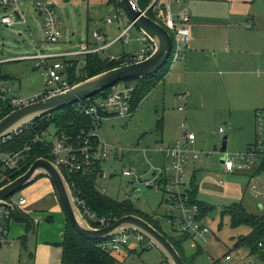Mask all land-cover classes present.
Returning <instances> with one entry per match:
<instances>
[{"label":"rangeland","instance_id":"374dc122","mask_svg":"<svg viewBox=\"0 0 264 264\" xmlns=\"http://www.w3.org/2000/svg\"><path fill=\"white\" fill-rule=\"evenodd\" d=\"M49 5L58 14L59 28L63 34V38L56 45L46 42L43 18L35 12V8L31 2L23 10L28 22L27 24L17 22L12 27H6L1 24L2 13H0V75L17 78L16 80H10L7 84L12 89L9 92L10 96L30 99L52 88V86L48 85L49 77L47 69L49 66L47 67L44 64L41 68H38L36 61L19 60L18 58L36 55L39 50L42 51L44 48H49V51L52 52L78 51L81 45L87 42L94 44L95 47H99L111 43L125 28L132 24L124 8L116 4L114 0H49ZM108 19H112L114 23L112 25L107 24ZM95 32L101 33L102 38L100 40L93 37ZM128 35L130 39L129 44L119 41L100 54L108 57L109 55L121 56L129 53H140L144 47L143 41L138 40V38L142 39L141 32L136 27H133ZM6 59L10 60L7 61ZM73 60L75 62L78 60L83 61L81 57H74ZM57 61L63 65V80H69L74 76L79 77L82 74H79V68L77 70L78 63L77 65L73 63L76 66L75 71H73L71 69L72 66L68 63V59L59 58ZM53 62L48 61L47 63L52 64ZM155 89V93H150L143 100L139 108L132 112L129 117L115 118L113 121L106 122L102 126L103 140L106 144L105 151L108 156L105 162H103V173L97 181V186L99 190H106L104 195L109 198L119 201L130 200L135 203L143 213H146L145 215L152 216L159 222L162 231L167 236L175 237L176 233L173 231L168 219V216L171 214L170 196L161 191L148 188L144 183H133L131 178H125L122 175L125 169H131L132 172L139 174L144 181L145 179H149L147 177L151 173H159L165 169H168V173L171 174V164L168 159L165 158L167 164L163 166L156 165L161 161L158 157L154 161L152 160L153 154L155 151L158 152L157 149L160 145L169 143L168 140H165L163 143L161 142L163 130L159 121H162V125H164L166 118L163 115L165 112L163 105L159 100L161 88L157 86ZM179 94H186L187 97L189 95L178 92L176 99ZM179 102L173 101L168 106L175 116L178 114L181 117L180 125L184 126L182 128L186 129V132L193 131L192 133L196 136V132L192 130V124L198 127L199 117L203 112H199V116L193 119L191 124V120L187 118L185 113H179L178 108L183 106ZM228 114L229 110L225 108L223 115L226 116ZM176 122L177 120L174 118L170 121L173 124ZM219 125L224 126V128L226 127L228 132V121H223ZM227 132L221 136L217 133L218 142L215 146L216 148H212L210 152H207H217V154H213V157L218 160V164L222 168L223 166L219 161L223 157L221 149ZM183 134H181V138ZM45 138L51 142L55 141L54 128L49 130V134ZM246 149L235 152L229 145L227 152L232 154L242 153ZM117 154L118 160L115 159ZM4 157L3 155L0 156L1 159ZM186 180L187 186L182 191L189 190L190 188V178L187 174ZM251 187L264 197V173L256 181V185L253 183ZM25 189L15 193L9 200L17 201L20 197H23ZM261 202L263 203V201ZM41 213L39 212L38 215L40 216H38L33 212L35 214L33 216L37 220H40L41 218L39 217L44 215L45 212ZM37 220H35L36 224ZM41 221V227L55 228L52 230V235H55L53 236L54 242H51L53 243L51 249L46 247V245L38 246L40 224L36 227L35 233L30 232L27 235L26 248H23L21 238L26 236L25 225L23 226L19 222H14L12 223V231L9 236V243L12 246L5 245L1 248L0 264H60L62 248L58 243L62 240L56 231L60 227L59 216L55 215V221L49 223L46 222V218H42ZM204 221L205 226L211 230V234L209 235L210 241L203 244L205 252L198 254V260L201 264H226L224 258L227 253H230L233 258V262L230 264H264V259L261 256L252 254L251 249L247 245L237 246L235 243L240 238L249 235L251 227L243 225L233 228L230 218L228 216L222 217L221 210L218 207L204 216ZM19 228L23 231L20 232ZM42 236L43 238H50ZM37 246L38 250H36ZM46 250H50V252L47 253ZM187 251L189 253L192 252L189 248ZM208 254L213 261L208 259ZM113 256L117 261L116 264H160L163 259V255L157 248L147 249V245L137 243L134 239L129 240L121 253H114Z\"/></svg>","mask_w":264,"mask_h":264},{"label":"crops","instance_id":"0c3cea01","mask_svg":"<svg viewBox=\"0 0 264 264\" xmlns=\"http://www.w3.org/2000/svg\"><path fill=\"white\" fill-rule=\"evenodd\" d=\"M160 4L162 13L169 12L173 17L188 10L192 25V39L185 53V59L176 62L171 60L169 72L157 85L161 88L159 100L163 105L165 111L163 115L166 118L164 125L162 121H159L163 130L161 142L169 141L166 145L160 146L166 147L178 142L181 134L186 133V129L182 128L184 126L180 125L181 117L178 114L175 116L169 108L173 101H180L179 104L186 106V110L180 111L178 108V111L185 113L191 120V124L192 120L199 116V112H203L199 117L198 127L192 124V130L196 132L193 149L200 154V158L198 161L190 162L186 168V174L190 178V187L195 186L197 190V200L214 207V210L217 207L220 208L221 213L224 208L242 204L247 213L263 216L264 197L258 196L251 184L256 185V181L263 175L264 162H260L251 169L228 173L219 166L218 160L213 155L208 156L207 152L216 148L217 133L220 136L226 134V127L224 133H220V128L224 126L219 124L223 121L229 122L226 135L228 137L227 148L230 145L233 151H241L257 139L256 112L264 110V0H160ZM86 44L90 49L96 48L94 44L89 42ZM42 51L52 52L49 48H44ZM79 57L85 59L84 56ZM22 58L18 59L23 60ZM48 61L52 62L54 59ZM76 62L79 64L80 60ZM50 65L51 63H47L46 66ZM16 79V77L0 75V85L8 84L10 80ZM155 91L156 89H153L151 93L154 94ZM178 92L189 95L185 100H177ZM225 108L229 110L226 116L223 115ZM173 118L177 120L174 124L170 123ZM114 119H108L102 126ZM153 155V161L157 157L161 160L156 165L167 164L160 152L155 151ZM115 159L118 160V154ZM152 175L151 173L147 178H152ZM31 185L24 188L23 193L25 194L20 197L27 200L26 205L20 211L29 215L34 221V233L40 224L38 246L46 245L49 249L53 244L51 242H54L55 234L52 235V230L55 228L41 227V220L46 218V222L49 223L55 221V215H58L60 227L58 225L59 228L57 227L56 231L58 236H61L62 241L58 243L61 246L67 226V217L54 186L47 177H41ZM97 190L102 193L98 186ZM133 205L143 213L135 203ZM33 212L36 215L39 212H45L39 217L41 219L37 224ZM14 222L16 221L12 220L9 225L8 239ZM19 223L25 225V230L27 229L25 223ZM19 229L20 232L23 231ZM28 234L26 232V235ZM210 234L211 230L207 237L189 238L184 243L183 250L186 257L197 256L194 264H201L198 254L205 252L203 244L210 241ZM42 235L50 238H43ZM22 238L21 245L26 248V242L23 243ZM3 246H0V250ZM188 248L192 251L191 253L187 251ZM46 251L50 252V250ZM226 256H230L231 260L227 262ZM208 259L213 261L211 256ZM224 259L226 264L233 262L230 253H227ZM163 263H165L164 257L160 264Z\"/></svg>","mask_w":264,"mask_h":264},{"label":"built area","instance_id":"2783aa9c","mask_svg":"<svg viewBox=\"0 0 264 264\" xmlns=\"http://www.w3.org/2000/svg\"><path fill=\"white\" fill-rule=\"evenodd\" d=\"M29 2L33 4L35 12L43 18L46 42L51 45L58 44L63 38V34L59 28L60 23L58 14L56 10L49 5V0H0V13H2L1 24L6 27H12L17 24V22L27 24L23 10ZM131 2L134 8H138V0H131ZM160 6V0H153L152 4L145 12L147 13L152 9L156 14V18L161 22V25L171 34L173 39L171 60L174 62L184 60L185 53L192 39L190 14L188 10H184L179 13L177 17H173L169 12L166 14L162 13ZM113 23L112 19L107 20V24L111 25ZM133 27L134 24L132 23L129 27L125 28L113 42L94 49H90L85 43L81 45L78 51L43 52L39 50L36 55L24 56L22 58L23 60L36 61V66L38 68H41L44 64L47 65L48 60L54 59V62L47 69V75L49 77L48 85L52 86V88L37 97L22 99L17 96H10L9 92L12 90L11 87L7 84H2L0 85V102L6 107L18 109L31 102L63 93L70 89L72 85L68 80L62 79L63 65L57 61L59 58L68 59V63L73 67L74 65L72 62L74 61V57L84 56L85 58L89 54L103 52L119 41H124L126 44H129L130 39L128 34ZM93 37L97 40L102 38L100 32H95ZM139 40L144 43V47L140 53H129L121 56L109 55L106 58L110 61L120 62L122 64L121 66L144 61L150 57L156 49L155 45L143 34L142 39ZM85 65L86 61L84 59L77 65V70L79 68L80 71H82ZM80 66L82 67L80 68ZM80 71L79 74H81ZM137 85L138 83L136 80L121 81L107 89L108 92L105 95L91 97L87 99L86 102L82 103V101H80L75 104L79 112L92 120L93 128L88 133L84 131L81 132L80 139L83 145L79 148H76L72 143H68L66 138L59 140L56 137L55 141L52 142L53 163L62 172L68 175L87 173L96 163L105 162L108 154L105 151L106 144L102 136V125L108 119L126 118L131 115V101ZM177 98L179 100H185L187 95L179 94ZM179 110H186V106L179 108ZM24 128L27 129L28 126L8 134L0 140V145L12 141L23 132ZM224 129V127H221L220 133H224ZM49 130L41 135H37L34 141H48L45 137L49 134ZM256 133V141L249 145L245 152L235 154L229 152L222 153L225 159L222 165L226 172L234 173L237 171H244L251 169L260 162H264V110L256 112ZM195 141V134L186 132L178 142L166 147L160 146L157 149L158 152L163 154V156L170 161L171 166H169L171 174L168 173V169H165L159 173L155 172L152 178L145 179L144 181L140 175L131 170H125L122 174L125 178H131L133 183H144L146 187L161 191L170 196L171 214L168 216L169 223L177 236L186 235L190 238L198 236L207 237L210 233V229L205 226V221L201 215L199 206L190 203L187 190L182 191V189L187 186L186 168L188 164L192 161H198L200 158V154L193 149ZM29 149L28 147L24 151ZM24 151L2 153L0 150V156H5L3 159L0 158V170L3 172L0 178V185L10 182V175L8 172L20 170L23 164ZM213 154H215V152L209 153L208 156ZM105 193L106 190H102V194ZM256 194L261 196L259 192H256ZM74 197L82 215L90 225H94L93 227L103 228L117 221L110 217H99L83 200L79 199L78 196ZM6 201L11 204L12 207L0 205V246H12V244L9 243L8 235L9 225L13 220V211L15 209L22 210V207L27 203V200L24 198H19L17 201H10L9 199ZM37 222H39V220H37ZM130 239H134L137 243L147 245V249L153 248L152 243L149 242L145 236L134 231H128L110 238L102 243L100 247L111 253L119 254L122 252V249L127 246ZM230 260L231 257L226 256V261L228 262ZM163 264L167 263L165 262Z\"/></svg>","mask_w":264,"mask_h":264},{"label":"trees","instance_id":"16d2710c","mask_svg":"<svg viewBox=\"0 0 264 264\" xmlns=\"http://www.w3.org/2000/svg\"><path fill=\"white\" fill-rule=\"evenodd\" d=\"M114 1L120 7L122 6L119 0ZM152 2L153 0H138V8L145 11L150 7ZM147 15L161 24L152 9L147 12ZM85 61L86 65L82 68V74L79 77L74 76L68 80L71 85L78 84L88 78L122 65L120 62L110 61L108 58H103L99 53L87 55ZM74 64L77 65V62ZM170 65L171 59L153 76L145 79H136L138 85L131 101L132 112L139 108L142 101L165 78L169 72ZM75 67L76 66H73L71 69L75 71ZM107 92L108 90L104 93L97 94L94 97L105 95ZM83 102H86V100L82 101V103ZM13 110L14 109L6 107L0 102V120ZM51 128H54L55 137L59 140L66 138L68 143H72L76 148H79L83 145L82 140L80 139L81 132L84 131L85 133H88L93 128V123L89 117L77 110L76 105H71L36 120L29 125L27 129L24 128L23 132L12 141L0 145L2 153L19 152L24 151L28 147L30 148L29 150L24 151L23 164L20 170L8 172L10 175V182L23 175L34 161L39 158H45L52 162L54 161V157L52 156V142L34 141L37 135H41ZM2 173L3 172L0 170V178ZM102 173L103 162L96 163L87 173L68 175L63 172L71 186L74 196H78L79 199L83 200L99 217L104 216L118 220L127 215L139 216L165 235L181 255L184 264H194L197 256L194 255L193 257L187 258L183 250V245L190 238L189 236L169 237L162 231L158 221L152 216L150 217L140 212L130 200L119 201L102 194L97 190V181L99 177L102 176ZM4 185L6 184L2 183L0 188ZM187 193L190 198V203L199 206L203 218L215 209L214 207L197 200L198 193L195 186H191L190 189L187 190ZM221 214L222 217L228 216L230 218L233 228L243 225L251 227V233L246 237L240 238L236 245H247L251 249L252 254H257L264 259V215L255 216L249 214L242 204H235L231 207L224 208ZM12 218L13 221L26 224L27 234L34 231V221L29 215L15 209ZM26 237L27 235L23 236V243L26 242ZM107 240L90 241L86 239L71 226L67 217L64 240L61 244L62 255L60 264H116L117 261L113 256L114 253L106 251L100 247L101 244ZM165 262L167 263L166 260Z\"/></svg>","mask_w":264,"mask_h":264},{"label":"water","instance_id":"95a60500","mask_svg":"<svg viewBox=\"0 0 264 264\" xmlns=\"http://www.w3.org/2000/svg\"><path fill=\"white\" fill-rule=\"evenodd\" d=\"M119 2L134 26L155 45V52L144 61L105 71L75 84L61 94L31 102L13 110L0 120V140L57 110L94 97L118 82L153 76L168 63L172 58L173 49V39L169 31L151 19L145 11L134 8L131 0H119ZM227 139V136L223 139L221 149L223 153L227 152ZM224 161L222 157L220 163L223 164ZM41 177L51 180L71 226L81 236L90 241H102L134 231L145 236L153 247L161 252L168 264H184L181 255L165 235L139 216L127 215L103 228L90 225L82 215L63 172L52 161L45 158L35 160L23 175L0 188V205L12 207L6 200Z\"/></svg>","mask_w":264,"mask_h":264},{"label":"bare ground","instance_id":"6f19581e","mask_svg":"<svg viewBox=\"0 0 264 264\" xmlns=\"http://www.w3.org/2000/svg\"><path fill=\"white\" fill-rule=\"evenodd\" d=\"M135 27V26H134Z\"/></svg>","mask_w":264,"mask_h":264}]
</instances>
